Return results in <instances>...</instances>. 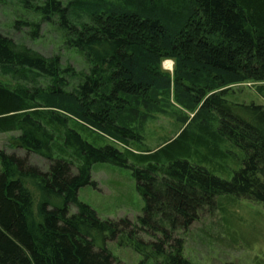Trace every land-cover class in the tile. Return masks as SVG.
Returning a JSON list of instances; mask_svg holds the SVG:
<instances>
[{"label": "trees", "instance_id": "trees-1", "mask_svg": "<svg viewBox=\"0 0 264 264\" xmlns=\"http://www.w3.org/2000/svg\"><path fill=\"white\" fill-rule=\"evenodd\" d=\"M63 4L43 0L33 9L47 23L60 16L62 40L89 67L72 91L58 56L0 33L2 75L50 81L0 83V134L16 133L13 148L49 163L43 171L0 150V264H117L106 241L154 264H193L176 231L224 198L264 203V106L230 100L234 86L249 83L264 99V0H72L78 19H87L76 24ZM23 25L37 37V23ZM165 60L172 73L162 69ZM168 94L191 110L187 125L153 151L132 149L155 111L150 101L163 95L167 105ZM86 130L108 144L88 143L79 132ZM95 163L132 170L145 202L138 226L101 220L79 201L80 188L94 186Z\"/></svg>", "mask_w": 264, "mask_h": 264}, {"label": "rangeland", "instance_id": "rangeland-1", "mask_svg": "<svg viewBox=\"0 0 264 264\" xmlns=\"http://www.w3.org/2000/svg\"><path fill=\"white\" fill-rule=\"evenodd\" d=\"M61 1L63 5L68 6L70 23L87 21L84 16L78 19L76 6L68 4L72 0ZM36 5H43V0H30L27 3L24 0H6L0 5V33L12 39L16 45L31 49L43 57L58 56L61 68L70 69L69 73L62 74L60 77L63 79L65 89L72 91L80 82L79 74L86 73L89 67L82 55L66 46L62 40L59 30L60 16L53 17L54 21L50 23L42 21L43 14L33 9ZM25 21L39 25L36 29V38L32 39L29 36L31 27L24 26ZM162 69L172 73L173 62L165 60L162 63ZM14 79L0 73V83L12 87L22 83L23 86L30 88L32 86L46 88L50 83L48 79L40 77L35 79L31 77L29 81ZM232 90L235 92L230 99L233 102L264 106V99L255 92L253 84L234 86ZM168 97L167 105H164L163 95L150 101L149 105L155 111L149 112L148 117L142 123L141 130L138 127L142 141L131 144L132 149L137 147L144 151H153L175 138L179 130L187 125V121L192 116L191 110L188 106L177 103L172 95L168 94ZM79 132L88 143L96 147L108 144L103 139L98 140L92 130ZM16 135V133L0 134V150L7 154L27 156L31 165L46 171L49 163L45 159L11 146L10 139ZM232 152L234 156L237 154L236 149ZM234 156L228 164L230 167L233 164L236 170ZM230 177L223 178L230 179ZM91 181L94 186L86 185L78 191L79 201L93 209L101 220L127 219L133 225L138 226L137 218L142 215L145 202L136 189V181L131 169L109 163H95L91 168ZM219 201L221 202L220 209L201 212L199 218L186 232L176 231L173 235L174 238L183 239V256L193 264H264V203H255L240 198L233 201L224 198ZM35 211H37V205H35ZM72 211H74L73 208ZM139 236L144 241L154 240L145 234L139 233ZM156 237L162 238L158 233ZM98 245H101V241ZM104 247L111 253L117 264H154V260L144 261L143 257L131 248L119 246L117 242L106 241Z\"/></svg>", "mask_w": 264, "mask_h": 264}, {"label": "bare ground", "instance_id": "bare-ground-1", "mask_svg": "<svg viewBox=\"0 0 264 264\" xmlns=\"http://www.w3.org/2000/svg\"><path fill=\"white\" fill-rule=\"evenodd\" d=\"M169 65V64H168ZM167 68H169V66H167Z\"/></svg>", "mask_w": 264, "mask_h": 264}]
</instances>
